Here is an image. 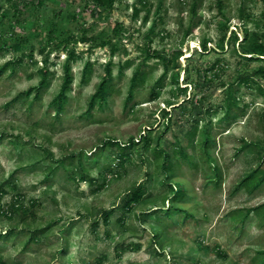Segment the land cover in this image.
I'll list each match as a JSON object with an SVG mask.
<instances>
[{"label": "rangeland", "instance_id": "1", "mask_svg": "<svg viewBox=\"0 0 264 264\" xmlns=\"http://www.w3.org/2000/svg\"><path fill=\"white\" fill-rule=\"evenodd\" d=\"M135 1L0 0V264L261 263L264 207L251 209L264 183L237 185L264 154V61L238 48L264 43V0H203L195 17L192 0H147L134 17ZM226 27L237 42H223ZM71 49L74 80L58 111ZM145 49L169 59L161 86L165 61ZM109 63L111 89L93 100ZM138 66L145 80L127 104ZM229 84L236 104L225 120ZM180 183L189 197L176 201Z\"/></svg>", "mask_w": 264, "mask_h": 264}, {"label": "trees", "instance_id": "2", "mask_svg": "<svg viewBox=\"0 0 264 264\" xmlns=\"http://www.w3.org/2000/svg\"><path fill=\"white\" fill-rule=\"evenodd\" d=\"M87 3L89 4H93L95 7H101L103 9H111L113 7V5L115 4L116 0H86ZM221 2V0H220ZM147 0H136L134 2V6H133V16L137 17L140 13V11L142 10V7H144L145 5H147ZM203 5V0H192L189 3V13L192 15V17H195L198 14L199 9L201 8V6ZM149 13L150 10H147L146 15L144 16V21L147 22V20L149 19ZM241 19L243 20H247V17L244 15V9H242V13H241ZM242 29V27H241ZM192 28L187 29V34L192 32ZM244 31V30H242ZM224 37H223V42L225 43V38L228 35V41L230 42H237L240 38V32L238 30L235 29H229V27H226L224 30ZM245 36V35H244ZM227 43V42H226ZM105 44V43H102ZM223 46V44H222ZM212 47L207 45V42L204 41L201 43L200 46V50L202 52H206L209 51ZM17 50H20V47H17ZM113 51H115L113 49ZM146 52V57L150 58V57H156V58H162L165 61L164 67H165V71L163 72V74L161 75V77L159 78V80L157 81L156 85H160L163 83L164 78L167 75V69H168V63H166V61H168L169 59L166 58V55L163 54L162 52L154 49L153 51H150V49H145ZM238 54L242 57L245 58L246 60L249 61H254V60H263L264 61V43L263 42H259V41H255L250 48H246V47H239L238 48ZM179 55H177L175 57V64H177V67H180L178 64H180L179 62ZM77 58L76 55V51L75 49H71L67 52V58L66 61L64 62L63 65V69H64V75L62 78V83H61V87H60V91L58 93V95L53 99L52 104L57 108L58 111H61L63 108V104L66 101L67 98V93L68 91L71 90V85L73 83L74 80V74L72 71V66H71V62H73L75 59ZM13 61H9L6 63L5 68L12 64ZM130 62L128 61L126 63V65H129ZM124 68V67H123ZM123 68H121V71L123 70ZM189 67H186V70ZM93 68H92V63L90 60H87L83 66L82 69V74H81V80L82 83H88L91 79V74H92ZM40 72L42 74V78H41V82L39 84V86H46L48 85V75L50 73L49 68L47 66H44L40 69ZM258 72H264V65L260 66L258 68ZM112 76V68H111V63L108 64L107 68H106V75L105 78L102 80L101 84L99 85L96 93L94 94L93 100L96 97H99L101 99H104V96L107 94V92L111 89V78ZM244 79V80H248V77H240V80ZM145 80V73L141 70V68L138 66L137 69L134 71L132 79H131V86H130V90H129V95L127 97V104L131 101V99L133 98V91L136 88V86L140 85L143 81ZM187 80V79H186ZM239 81V79H238ZM189 85V83H188ZM260 91L262 92V94L264 95V89H262L259 86ZM158 96V93H153L152 95V99H154L155 97ZM233 104H236V95L234 94L233 91V85L229 84L226 90V99L224 101V115L223 117L225 118V120H230L231 114H232V106ZM91 105H93V101H91ZM223 108V107H222ZM197 126V125H196ZM206 135H205V147L208 148L210 146V138L211 135L210 133L206 130L205 131ZM134 141V140H133ZM108 143L111 144H117L118 141L116 140H112V141H108ZM119 144V143H118ZM124 147V146H122ZM124 149V148H122ZM181 155H183L184 157H186V154L184 153L183 150L179 151ZM122 156V153H121ZM123 162V159H122ZM164 170H166L169 173V171L171 169L174 168V166L171 164L170 161H165L162 164ZM173 176H176V174H174ZM264 183V154L262 155V159H260L259 163L257 164V166L255 167L254 170H252L250 173H248L237 185V188H245L247 191L249 192H253L254 190H256L257 188H259L262 184ZM145 188H138V189H134L132 190L131 193V197L128 201V203H126V208L130 209V205L132 202H137L145 193ZM171 190H172V197L173 199H175L176 201H182L183 199H185L188 195V191L187 188L184 186L183 183L180 184H175L173 186H171ZM261 207H264V203L257 205L256 207L252 208L251 210L253 211H259V209ZM259 214V212H258ZM10 234L5 232L4 233V237H8ZM0 236H2V234L0 233ZM36 235H32L31 239H35ZM260 259H261V263L260 264H264V250L260 251L259 253Z\"/></svg>", "mask_w": 264, "mask_h": 264}]
</instances>
